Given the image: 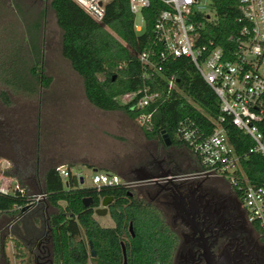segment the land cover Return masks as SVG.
<instances>
[{"label":"trees","instance_id":"1","mask_svg":"<svg viewBox=\"0 0 264 264\" xmlns=\"http://www.w3.org/2000/svg\"><path fill=\"white\" fill-rule=\"evenodd\" d=\"M215 1L220 19L217 41L227 47L228 37L241 27L237 20L240 0ZM10 3L21 26L10 24L7 31L11 34L0 37L3 59L0 82L16 92L38 94L53 83V76L47 74L44 67L45 10L35 0H10ZM51 5L63 30L62 54L81 76L85 96L91 104L107 111L122 110L136 120L143 110L132 108L131 103L122 104L117 97L150 86L152 90H160L163 98L154 114L153 129L141 127L147 140L165 143V131L173 144L189 148L179 133L180 123L185 119L194 121L206 133L213 132L222 115L220 100L188 58L169 60L163 72L151 80L142 76L138 54L152 43L154 24L164 8L160 1L153 0L144 10L146 27L140 33L135 30L129 0L108 3L102 21L94 19L75 0H52ZM172 75H176L178 83L168 95ZM0 96L4 103H10L6 90H2ZM223 125L238 153L246 152L254 144L230 119ZM260 127L264 132V123H260ZM40 161L39 151L35 152L29 167L25 170L17 167L21 174L12 172L16 167L12 160L5 169H1L0 161V173L16 178L22 189L0 190V219L8 218L0 231L4 237L7 228L26 226L33 221L39 230L43 224L48 225L54 264H123L122 243L126 246L127 264H173L179 236L158 206L137 196V186H85L70 169V176L64 182L58 170L60 165H50L42 172ZM242 165L254 182L264 183V157L252 154ZM37 194H45V199L25 210ZM106 196L114 197L109 204L114 227L102 226L95 217V209ZM86 197L93 199L89 206L84 204ZM8 236L13 242L15 257L24 264L28 253L23 238L14 232ZM2 241L5 246V239ZM4 257V260L0 258V264H11L5 251Z\"/></svg>","mask_w":264,"mask_h":264},{"label":"built area","instance_id":"2","mask_svg":"<svg viewBox=\"0 0 264 264\" xmlns=\"http://www.w3.org/2000/svg\"><path fill=\"white\" fill-rule=\"evenodd\" d=\"M75 1L94 19L102 21L108 3L113 0ZM158 1L164 8L154 24L152 43L138 54L142 76L151 80L163 72L166 62L181 57L195 65L219 98L222 115L211 133H206L194 121H181L180 137L198 157L203 173L224 178L237 190L249 220L264 235V183L254 182L242 165L252 154L264 157V132L260 127V123H264V0H240L237 20L241 27L228 37L227 47L217 41L220 19L215 0ZM152 3L153 0H129L137 33L145 29L144 10ZM138 15L141 23H138ZM177 83L176 75H172L168 95L177 88ZM162 98L161 91L152 90L150 86L117 97L120 103H131L132 108L143 110L138 123L149 131L154 127V114ZM151 106L153 108L147 111ZM227 119L254 142L246 152L238 153L231 144L223 125ZM58 170L67 182L70 170L65 166ZM76 175L84 178L81 172ZM6 177L0 173V190L8 192L9 186L6 188L4 183ZM103 185L136 187L137 181L125 180L117 173L95 171L90 186ZM15 189H21L20 185ZM45 196L35 195L26 207L33 208Z\"/></svg>","mask_w":264,"mask_h":264},{"label":"rangeland","instance_id":"3","mask_svg":"<svg viewBox=\"0 0 264 264\" xmlns=\"http://www.w3.org/2000/svg\"><path fill=\"white\" fill-rule=\"evenodd\" d=\"M35 2L46 14L44 67L46 73L53 76V83L48 89L29 95L0 82V92L6 90L10 97V103L6 104L0 96L1 169L10 166L12 160L16 164L12 172L20 173L31 165L34 153L39 151L42 172L59 161H67L73 173H82L85 186L91 185L95 171H109L123 177L137 167L139 154L146 147L152 148L154 141L146 139L138 119H132L122 110H102L88 101L82 78L62 54L63 30L51 5L52 0ZM137 20L141 23L140 15ZM10 24L20 27L21 21L10 0H0V37L11 34L7 31ZM4 183L10 191L19 184L12 176H7ZM95 217L104 227L115 226L110 214H95ZM7 222V217L0 219V231ZM29 227V224L16 226L10 228L12 231L7 228L5 237L0 233V245L5 239V253L11 264L21 263L15 257L14 245L8 235L14 232L25 236ZM45 229L48 230V225Z\"/></svg>","mask_w":264,"mask_h":264},{"label":"flooded vegetation","instance_id":"4","mask_svg":"<svg viewBox=\"0 0 264 264\" xmlns=\"http://www.w3.org/2000/svg\"><path fill=\"white\" fill-rule=\"evenodd\" d=\"M138 159L123 178L137 179V196L158 206L178 234L173 264H264V235L249 220L242 196L226 179L203 173L191 149L154 141ZM167 172L175 179L139 180ZM29 225L20 235L28 253L24 264H54L49 230ZM4 251L1 243L3 260Z\"/></svg>","mask_w":264,"mask_h":264},{"label":"water","instance_id":"5","mask_svg":"<svg viewBox=\"0 0 264 264\" xmlns=\"http://www.w3.org/2000/svg\"><path fill=\"white\" fill-rule=\"evenodd\" d=\"M163 138L165 140V142L167 144H170L171 143V139L169 137L168 134L165 133V131H163ZM97 170V169H96ZM168 180V181H172L173 179V176L170 174V173H162V174H151V175H147V176H144L142 178H139V180L141 181H148V182H157L159 183L160 180ZM137 181V179H136ZM84 183V179L82 178L81 179V184ZM93 201V199L91 197H86L84 198V204L86 206H89L90 203ZM114 201V197L113 196H106L103 198L102 200V203H101V206L96 208L95 209V213L99 216H105L109 213V204L112 203ZM28 207H25V210L27 209ZM90 248H91V251H92V255L93 256H96V251L94 249V246H93V243L90 241ZM124 251H125V247H124ZM124 264H127V259L125 257V263Z\"/></svg>","mask_w":264,"mask_h":264},{"label":"crops","instance_id":"6","mask_svg":"<svg viewBox=\"0 0 264 264\" xmlns=\"http://www.w3.org/2000/svg\"><path fill=\"white\" fill-rule=\"evenodd\" d=\"M75 71V70H74ZM76 72V71H75ZM77 73V72H76ZM78 74V73H77ZM79 75V74H78ZM80 76V75H79ZM81 77V76H80ZM53 165H60V166H65L67 167L68 169H70L72 171V168L69 167L70 166V163L67 162V161H59L57 162L56 164H53Z\"/></svg>","mask_w":264,"mask_h":264}]
</instances>
